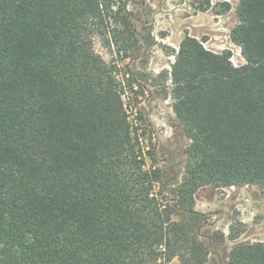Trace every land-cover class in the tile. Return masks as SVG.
Instances as JSON below:
<instances>
[{
    "label": "trees",
    "instance_id": "trees-1",
    "mask_svg": "<svg viewBox=\"0 0 264 264\" xmlns=\"http://www.w3.org/2000/svg\"><path fill=\"white\" fill-rule=\"evenodd\" d=\"M236 14L245 64L189 34L172 63L190 144L165 194L116 70L94 49L111 21L131 28L126 3L0 0V264L207 263L197 192L264 188V0H239ZM228 264H264V241L236 243Z\"/></svg>",
    "mask_w": 264,
    "mask_h": 264
},
{
    "label": "rangeland",
    "instance_id": "rangeland-1",
    "mask_svg": "<svg viewBox=\"0 0 264 264\" xmlns=\"http://www.w3.org/2000/svg\"><path fill=\"white\" fill-rule=\"evenodd\" d=\"M120 1L126 3L131 28L111 21L105 35H95L94 49L114 66L142 146L154 153L155 164L163 170L157 190L169 194L182 180L190 144L173 109L172 63L181 41L189 34L216 52L230 49L234 65L245 64L241 47L230 36L239 23V0ZM131 30L132 38L126 42ZM152 162L147 156V165ZM195 208L207 214L201 230L210 245L206 264H228L238 242L264 241V188L259 185L203 187L196 194ZM231 228L240 233L238 239L228 238ZM163 264L183 263L174 258Z\"/></svg>",
    "mask_w": 264,
    "mask_h": 264
}]
</instances>
